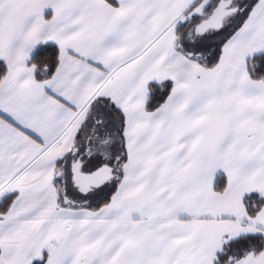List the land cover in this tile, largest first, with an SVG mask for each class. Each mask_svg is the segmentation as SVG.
<instances>
[{
	"label": "snow or ice",
	"instance_id": "6c2138e0",
	"mask_svg": "<svg viewBox=\"0 0 264 264\" xmlns=\"http://www.w3.org/2000/svg\"><path fill=\"white\" fill-rule=\"evenodd\" d=\"M0 264H264V0H0Z\"/></svg>",
	"mask_w": 264,
	"mask_h": 264
}]
</instances>
